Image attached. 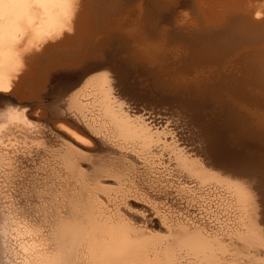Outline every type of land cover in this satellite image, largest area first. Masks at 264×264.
<instances>
[{
    "label": "rangeland",
    "instance_id": "rangeland-1",
    "mask_svg": "<svg viewBox=\"0 0 264 264\" xmlns=\"http://www.w3.org/2000/svg\"><path fill=\"white\" fill-rule=\"evenodd\" d=\"M80 1L82 3V0L70 2L76 4ZM195 1H94L93 10L98 18L100 29L102 28L104 32L100 31L96 36H92L91 44L102 42L104 46L106 45L103 48L104 54L109 61L116 63L123 74V81L124 79L127 81L124 86L129 90H123V93H120L118 89L122 87L115 86L113 95L121 102L130 119H138L146 125L147 130L160 136L158 142H151V145H158L152 148L159 152L152 156L153 159L148 158L150 161L155 160V164L153 162L150 165L158 168L147 167L143 159L137 158L129 149L118 148L109 139L100 137V134L96 135L98 141L85 142L87 148H83L76 141L77 135L81 133L75 129V126L82 127L84 123L73 119L72 99L80 92V88L81 90L85 88L84 81L90 75L107 70L106 68L94 70L78 78L74 84L66 86L68 72L72 71L73 67L58 63V55H56L55 60L59 66L57 63L55 66L47 65V63V66L39 65L37 76L27 78L23 84V87L27 85V88L14 91L10 87L6 89L2 97L0 95V264H39L40 258L55 252L52 239L53 220L67 211L65 198L62 195L74 194L79 184H74L73 178L63 168L60 159L64 153H72L73 156L80 157L81 168L84 170L83 176L89 184L93 179H99L103 181V184L115 187L116 184L108 182L114 180L113 175L124 179L122 187L127 188L126 192L113 191L111 195L99 192L98 199L101 203L97 206H100V210L110 213L119 208V213L124 214L136 229L144 232L151 231L153 225V227L156 225V228H174L175 222L181 221L192 227H203L207 234L217 233V237H229L223 235L225 228L235 225L236 216H238L235 211L238 207H229L226 204L229 199H226L225 195L230 198V194L223 191L219 193L218 191L223 190V187L215 188L212 184L197 189L196 182L184 175L185 172H179L175 165L176 159L171 158L177 153L188 161H196L197 166L212 171L200 154L202 138L206 139L211 150L219 151L221 155L230 158L236 170L240 171L244 166L242 173L259 176L256 177L262 179L259 181L264 190V168H262L264 167L262 162L264 161V151H262L264 130H256L249 125L246 120V110L242 107L258 108L257 110L264 112V28H261L264 27V0ZM64 6L66 7L65 4ZM64 6H60L59 14L67 19L69 12L65 11L67 9ZM139 17L141 20H138ZM137 21L141 22L139 24L147 35L152 38L154 36V39L166 45V55L160 59L163 66L158 61H155L158 65L152 60L147 61L146 57H135L132 40L124 31L112 28L118 23L128 30L136 25ZM71 33L69 31L65 34ZM108 36L110 39L107 38ZM208 50L211 51L208 52ZM40 52H42L41 46L28 51V59ZM13 61L11 59L9 64L10 62L13 64ZM9 66L8 72L16 81L20 80V76L27 69V65L21 71L16 69V66L13 69ZM108 74L111 75L110 72ZM200 75L202 81L199 83L196 82V78ZM57 77L59 79L56 80ZM36 83L41 86L34 87ZM28 85L29 88L31 86L30 91ZM87 90L90 89L87 88ZM173 92L176 94L174 95ZM260 93L262 98L254 100L256 94L260 96ZM250 95L255 96L252 97L253 101L250 99V102H239L240 97L249 99ZM79 97L86 101L91 98V95ZM88 106L91 105L88 104ZM95 109L94 111L84 109L88 118L89 115L98 113ZM97 118L100 117L97 116ZM209 125L211 130L207 128L203 137L204 133L202 132V135L200 132ZM211 126L217 127L214 130ZM221 126L222 130H220ZM240 126L242 129L246 128L247 132L243 129L244 134H238V137ZM229 132L232 134H228ZM233 134L237 135L236 138H233ZM162 144H168V146L163 148ZM170 149L172 151H169ZM160 151L163 153L161 154ZM258 152L260 153L257 155ZM259 155H262V158ZM158 161L162 163L159 164ZM246 161L248 165L245 164ZM249 161L253 164L261 163L251 166ZM158 171L162 173L159 174ZM221 176L228 177L225 173H221ZM228 178L241 183L253 195L256 204L253 216L264 236L263 227L258 221L260 207L258 208L257 197L251 183L242 178ZM258 179H254L255 185L261 193ZM179 187L189 188L191 193L199 192V190L208 192L205 197L200 198L204 200L202 204H206L208 208L196 207L197 203L188 201V198L183 195L185 193L182 194L178 190ZM221 194L224 196L222 197ZM223 208H228L230 211H225ZM159 215H164V222L157 221ZM162 233L168 235V232ZM167 237L170 239L172 235Z\"/></svg>",
    "mask_w": 264,
    "mask_h": 264
},
{
    "label": "bare ground",
    "instance_id": "bare-ground-1",
    "mask_svg": "<svg viewBox=\"0 0 264 264\" xmlns=\"http://www.w3.org/2000/svg\"><path fill=\"white\" fill-rule=\"evenodd\" d=\"M70 1L71 0H0V95L1 97L3 96L4 92H6V89L10 87H12L14 91L24 90L23 88H25L27 85L23 87V84H25L27 78L36 75V73L38 72V66L43 64L46 65V63L47 65L55 66V63H57L58 61V63H60L61 65L65 64L66 67L67 65L73 67V70L71 69L72 71L68 72L69 73L68 77L66 76L67 77L66 86H70L74 84L78 78L84 77L88 73L93 72L94 70H99L100 68H106L107 70H102L90 75L84 81L85 88H83L82 90L80 88L79 89L80 92H78L77 95L75 94L76 96H74V98L72 99L71 107L73 108L72 110L73 112L72 115L74 116L73 119H75V121L79 120L81 121V123H84L82 127L75 126V129H77V131L81 133L79 136L76 134L78 138V140L76 141L79 143L80 146H83L84 148L87 145V144L85 145V142L91 143L98 141L96 135L100 134V137L109 139L115 145H117L118 148L120 147L124 149H129V151L133 152L137 158L143 159V161L147 164V167L152 169L158 168L157 166L155 167L151 166L150 164H152L153 162L155 164V160L150 161L148 158L152 157L155 153L159 152V150H155V148H152V146H158V145L157 144L151 145V142L153 141L158 142L160 140V136L147 130L146 125L143 124V122L139 121L138 119H130L129 115L123 109L121 102H119L116 99V97L113 95L114 93L113 90L115 89V86L118 88L119 86L122 87L120 89L117 88L120 91V93L121 92L123 93V90L125 91L128 89V88L125 89L124 83L126 80L124 79L123 81V76H122L123 74H121L120 68L116 65L115 62H111L107 59L106 55L103 52V48H105L106 45L104 46L102 42L100 43L94 42V44H91L92 36L94 35L96 36L100 31L104 32L101 30L102 28L100 29L98 18L96 16L95 11L93 10L95 0H86V1L82 0V3L80 1V2H76V4ZM149 1L150 0H148V2ZM64 4L68 8H66ZM61 5H63L64 8L67 9L65 10L66 12L67 11L69 12V16L67 17V19H65L66 17L62 18L59 14V9ZM142 17H144V15ZM138 20H141L140 17ZM109 22L107 23L109 24ZM139 22L140 21L135 22L137 23L136 25H133L131 23L133 26L128 28V30L124 28L122 24L118 25V23L114 24L112 28L114 29L117 28L124 31L128 35V37L132 40V45L134 50L133 55L135 57L136 56L140 58L146 57L148 58L147 61L152 60L154 64L158 65V63H155V61H158L159 63L162 62V60L160 61V59H162L166 55L167 47H165L166 45L162 43L160 40L154 39V36L152 38V36L150 37L149 35H147L143 30V28L141 27V24H139ZM262 30L260 32H262ZM69 31L70 33L71 32L72 33L65 34L66 32ZM242 34L243 33H241V35ZM107 38L110 39L109 36ZM52 41H55V43H52ZM39 46H41L42 52L38 54H33V56L28 59L27 56L28 51H32L35 48H38ZM210 51L208 50V52ZM207 54L209 55V53ZM207 54L205 53V55ZM56 55H58L57 61L55 60V58H57ZM11 59L12 61L14 60L13 64L15 65H13L12 62H10L13 66L9 64V61H11ZM9 65L12 66V69L14 66H16L15 68L19 69L20 71L25 65H27V69L20 76L19 81L13 80L11 78L12 75L10 72H8ZM11 66L9 67L11 68ZM108 72H110L111 75H109ZM201 77H202L201 75L198 76L196 78V82L200 83L202 81L200 79ZM57 79L59 78L57 77L56 80ZM37 85H38L37 83L36 85L34 84V87H36ZM87 88H89L90 90H87ZM26 90L27 89H25V91ZM247 91L249 92V90ZM244 94L247 95V93ZM86 95H91V98L84 101L81 97H79ZM250 96L251 98L248 96L249 99L244 97L243 98L240 97V99L238 98L239 102L240 103L250 102L251 101L250 99H252V97L253 98L255 97L253 95ZM257 98L259 99L262 98L261 93L260 96L259 94H256L254 100H256ZM88 104H90L91 106H88ZM242 107L246 110V115H247L246 120L249 123V125L252 126L253 129L261 130V131L264 130V112H262L263 110L260 111L257 110L258 108L248 109L249 108L248 107L246 109L244 106ZM94 108L97 109L98 113L91 114L89 115L90 117L88 118L87 117L88 114L86 111H84V109H90L91 111H94ZM97 116L100 118H97ZM216 127L215 128L213 127V129L215 130ZM207 128L211 130L210 125L205 126L203 128V131H201L199 128V130L201 131L200 134H202V132L204 133L203 137H205ZM243 129L245 130L246 128L243 127ZM243 129L240 126L238 128V133L234 129L233 130L238 135L244 132ZM220 130H222V126ZM228 131L229 130H227V132ZM212 133L210 132V134ZM230 133L231 132H229L228 134ZM253 133H255L254 130ZM233 135H234L233 138L237 136L236 134ZM258 136L260 137V135ZM201 140H202L201 141L202 145H200L201 146L200 154L203 160L205 161L206 165L210 166L209 169H211L213 172L201 166H197L195 163L196 161L195 162L188 161L187 158H183L177 153H175L174 156H171V158L176 159L175 165L178 167L177 170L179 172H185L184 175L192 178L191 181L196 182L197 189L203 188L204 185L212 184V186L214 185L215 188L223 187V190L218 191L219 193L223 191V193L227 192L228 194H230V198H228L225 195V198L229 199V202H227L226 204L229 207L231 206L238 207L235 210L238 213V216H236L237 221L235 222V225H231L229 228L227 227L225 228V233L223 235L229 237L220 238L217 237V233H214V235L207 234L203 230V227H198V226L192 227L181 221L180 222L176 221L174 224L175 225L174 228H170V227L156 228V225L155 227H153L154 226L153 225L151 227V231L148 232L146 231L144 232L136 229L135 226H133L132 222H130L129 219L124 216V214L119 213V208H116L115 212L110 213L107 211L100 210L99 209L100 206H97L98 203H101V200L98 199L99 192H102L106 195L109 194L111 195V192L113 191L124 192L125 190H127L126 187H122L124 179L120 178L118 175H113L114 180L108 182L116 184L115 187L105 185L103 184V181L99 179L97 180L93 179L92 183L89 184V182H86V178L83 176L84 170L81 168L82 165L81 162L79 161L80 157L73 156L72 153H64L60 159L61 163L63 164V168L67 170V174L71 178H73L72 182L74 184L79 183L77 185L78 190L74 194L65 193L62 195L65 198V205L67 211L65 212L64 215L57 216L56 219L53 220L52 239L55 245V252L49 256H44L40 258L39 264H264V236L262 235L260 227L255 221L253 216L254 207L256 205L255 200L253 199V195L241 183L234 182L232 181V179L228 177H235L239 179L242 178L247 180L249 183H251V187L254 190V193L257 197L256 201L258 202V208L260 207V210L258 209V218H259L258 221L262 225L263 227L262 230L264 231V190H263V186L259 181V179L260 180L262 179L261 178L258 179L257 177L259 176L257 175H256L257 177L253 176L254 175L253 173H252L253 175L251 174L248 175L244 172L242 173L241 171H243V168H245L244 166L242 170L240 169H239L240 171L236 170L230 158L221 155V153H218L219 151L215 152L213 151V149L211 150L210 147H208L205 138H202ZM209 140H211V138ZM81 141H83L84 143H82ZM262 145H264V143ZM162 146L164 148L165 146H168V144L167 145L162 144ZM262 149L261 150L264 151L263 147ZM169 151L172 150L170 149ZM160 152L161 154L163 153L162 151ZM259 153L260 152L256 154L258 155ZM249 158L251 159V157ZM158 163L160 164L162 162L158 161ZM242 163H244V161ZM238 164L240 165V163ZM245 164H247V161ZM249 164L251 166L258 165L257 163L253 164L252 162ZM261 165L260 167H262ZM158 173L161 174L162 171H158ZM221 173H225L226 176L228 177H222ZM253 178L258 179L259 186L261 187L262 190L261 193H259L257 189L258 186L256 187L255 180ZM127 187L129 186L127 185ZM178 190L182 194L185 193L183 195H185L188 198V201L193 203L196 202L198 205L196 207L200 208L202 206L205 207L206 209L208 208L206 204L205 205L202 204L204 200L200 199L202 197H205V194H207L208 192L199 190V192L195 191L194 193H191L189 191L191 189L185 187H179ZM221 196L223 197L224 194H221ZM180 198H182V196ZM232 201H234V203H232ZM125 204L127 205L126 201ZM220 204H222V202ZM223 210L230 211L228 208H223ZM164 219H165L164 215H159V220L157 221L161 223L164 222ZM162 232H168V235H172V238L168 239L167 237L168 235H165ZM182 258H184V260H181Z\"/></svg>",
    "mask_w": 264,
    "mask_h": 264
}]
</instances>
